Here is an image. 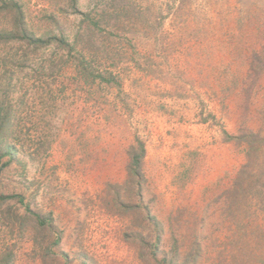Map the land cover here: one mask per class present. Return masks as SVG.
Returning a JSON list of instances; mask_svg holds the SVG:
<instances>
[{"label":"rangeland","instance_id":"374dc122","mask_svg":"<svg viewBox=\"0 0 264 264\" xmlns=\"http://www.w3.org/2000/svg\"><path fill=\"white\" fill-rule=\"evenodd\" d=\"M10 1L0 264H264V0Z\"/></svg>","mask_w":264,"mask_h":264},{"label":"trees","instance_id":"16d2710c","mask_svg":"<svg viewBox=\"0 0 264 264\" xmlns=\"http://www.w3.org/2000/svg\"><path fill=\"white\" fill-rule=\"evenodd\" d=\"M0 2L2 5H5L6 8H9V10L15 11V15H13L14 22H10L8 27H4L3 29H0V39L3 38L4 40L7 41H11V40L23 41L28 45L38 43L40 46H46L47 44H50L52 42L63 41L62 36L49 35V33L40 36H35L34 33L29 31L26 21L24 19V13L23 11H21L20 6L16 2L10 0H0ZM73 10L75 11L77 9L76 8L74 9L73 7ZM46 19L53 20L54 15L49 13L47 14ZM7 153L10 154L9 150H7ZM133 163L136 166H138L139 159L136 157L135 160H133ZM9 198H17L21 202L20 195L0 194V203H2L3 201ZM28 212L34 214V216L38 219V221L41 224H43V220L39 218L38 214L32 213L29 209ZM10 260H11V253L8 252L5 254L4 264H8Z\"/></svg>","mask_w":264,"mask_h":264}]
</instances>
